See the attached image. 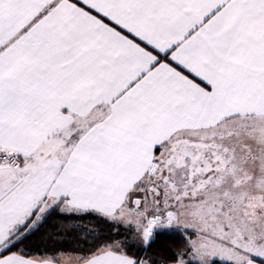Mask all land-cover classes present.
Segmentation results:
<instances>
[{"label":"snow or ice","instance_id":"1","mask_svg":"<svg viewBox=\"0 0 264 264\" xmlns=\"http://www.w3.org/2000/svg\"><path fill=\"white\" fill-rule=\"evenodd\" d=\"M0 264H264V0H0Z\"/></svg>","mask_w":264,"mask_h":264},{"label":"trees","instance_id":"2","mask_svg":"<svg viewBox=\"0 0 264 264\" xmlns=\"http://www.w3.org/2000/svg\"><path fill=\"white\" fill-rule=\"evenodd\" d=\"M63 222L58 220L56 217H53L49 220L48 224L45 225V228L41 230V233L47 232V231H55L56 228H63ZM67 231H71L68 229ZM41 234H37V237L33 238V241L35 243V247L37 249H51L54 244L59 246H65L70 247L72 246L73 239L71 236H66L63 240L57 241L55 238H53L52 242L49 241L48 237H45L44 239H40ZM169 246L175 250L177 247H179V241H176L175 243L170 242ZM152 253H155L156 256L163 255L160 251V247L157 245H154L153 248L149 253H142L141 255H151Z\"/></svg>","mask_w":264,"mask_h":264}]
</instances>
